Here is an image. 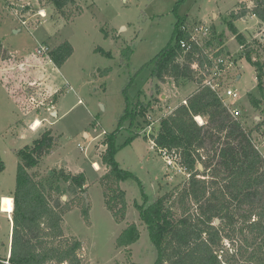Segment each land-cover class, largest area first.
Here are the masks:
<instances>
[{
  "label": "rangeland",
  "instance_id": "1",
  "mask_svg": "<svg viewBox=\"0 0 264 264\" xmlns=\"http://www.w3.org/2000/svg\"><path fill=\"white\" fill-rule=\"evenodd\" d=\"M74 1L71 9L79 7L82 12L64 20L46 2L0 0V163L4 167L0 173V262L6 261L7 242H11L17 153L50 130L54 145L29 174H35L36 180L45 175L52 177L54 171L64 172L69 178L85 175L87 183L81 188L59 181L63 192L51 200L52 205L72 206L63 216L62 230L69 240L81 242L77 254L81 264H153L157 253L136 206L144 201L148 205L154 197L181 188L189 175L170 170L150 137L158 130L161 118L195 91V84L188 80L176 84L172 79L159 83L150 78L144 66L171 44L177 19L209 26V55L229 56L233 64L220 77L222 89L232 88L238 93L240 98L234 107L241 112L239 121L264 161V128L254 130L263 116L249 103L250 95L257 99L264 93L259 94L254 68L240 56L243 50L226 21L233 22L249 45L246 49L252 50V58L258 55L261 63L264 25L250 12L253 0ZM39 12L45 18L38 16ZM236 13L240 18L233 19ZM64 41L72 46L73 53L61 67L55 66L51 55L52 63L46 57H37L39 44L53 51ZM127 48L128 60L122 62V51ZM128 80L132 103H149V110L142 118L118 125ZM262 81L264 87V77ZM53 104L56 116L49 111ZM35 118L46 122L36 132L25 127L22 136L23 128L17 125L24 121L27 126ZM113 132H117L114 161L134 177L118 184L127 202L125 219L120 223L105 207L103 191L107 189L99 183L107 172L100 165L103 140ZM171 160L177 168L176 159ZM94 163L98 164L97 170ZM86 202L87 221L81 215ZM129 224L137 226L139 240L127 248H116L117 237ZM215 225L224 231L219 223ZM242 236L250 239L251 234L245 230ZM223 242L222 260L232 253L226 249L229 241ZM250 251L243 258L237 256L236 264L245 262Z\"/></svg>",
  "mask_w": 264,
  "mask_h": 264
},
{
  "label": "trees",
  "instance_id": "2",
  "mask_svg": "<svg viewBox=\"0 0 264 264\" xmlns=\"http://www.w3.org/2000/svg\"><path fill=\"white\" fill-rule=\"evenodd\" d=\"M37 1L51 5L64 20L82 12L79 7L71 9L74 0ZM253 4L250 12L264 25V0H253ZM67 7L70 9L67 10ZM232 16L233 19L240 18L239 13ZM242 16L245 14L242 13ZM182 20L177 19L174 24L171 44L176 34L179 35L177 27ZM226 25L243 50L240 56L254 68L258 92L262 96L264 62L261 63L258 55L252 58V50L246 49L249 45L245 37L235 29L232 21H226ZM261 46L264 51V44ZM177 52L168 45L145 65L150 78L162 84L167 79L174 80L176 84L193 81L191 55H185L186 63L181 64L177 61ZM72 53V46L64 41L50 55L55 66L61 67ZM129 54L128 48L122 51L121 61H127ZM127 83L123 89L125 108L118 125L126 120L132 122L136 117L142 118L149 110V103H132L127 93L131 80ZM185 101L186 104L180 103L161 118L159 128L151 135L150 141L158 153L166 150L176 156L178 165L189 170V179L181 188L154 197L148 205L144 201L136 206L139 219L146 226L150 243L157 253L153 264H236L237 256L243 258L249 249L250 254L240 264H262L264 161L249 140L250 133H245L239 124L229 119L209 90L193 92ZM249 103L263 116L261 123L254 125V130L264 128V97L256 99L250 95ZM198 117L204 119L202 125L195 121ZM117 132L110 133L103 140L100 165L107 172L99 183L107 189L103 191L105 207L113 220L120 223L125 219L127 202L125 192L118 184L134 177L114 161ZM54 141L48 130L17 153L16 186L11 195L13 221L9 264H81L77 256L81 242L76 238L69 240L62 230L63 216L72 210V206L52 205L51 200L54 195L63 192L59 181L81 188L87 183L85 175L81 173L69 178L64 172L54 171L52 177L45 175L36 180L35 174H29L50 153ZM3 169L0 163V173ZM88 210L86 202L81 209L86 221ZM216 220L224 231L216 227ZM245 230L251 234L250 239L242 236ZM139 237L137 226L129 224L117 237L115 247L127 248L135 244ZM223 240L229 241V248L226 249L232 253L222 260Z\"/></svg>",
  "mask_w": 264,
  "mask_h": 264
},
{
  "label": "built area",
  "instance_id": "3",
  "mask_svg": "<svg viewBox=\"0 0 264 264\" xmlns=\"http://www.w3.org/2000/svg\"><path fill=\"white\" fill-rule=\"evenodd\" d=\"M38 16L45 18V15L43 16L40 12L38 13ZM22 24H25V22H22ZM177 32H179V35L176 34L174 42L169 45H171L172 48L177 49V61L181 64L186 63L184 60L185 55H191L193 62L190 64V68L193 70L192 75L194 78L191 82L195 84L194 92L209 90L224 109L225 113L229 116V119L233 123L239 124L241 130L245 131L243 124L239 121L241 112L238 108L234 107V103L240 98L238 93L232 88L222 89L223 87L220 82V77L225 69L232 67V61H230L229 56L224 57L217 54L213 57L212 55H209L207 42L209 41L208 36L210 35V27L201 23H191L182 20L177 27ZM35 53L37 54V57H46L48 58L47 60L49 63H52L50 58L51 49L48 45L39 44ZM181 103L186 104L185 99L182 100ZM49 111H52V109ZM36 120L37 119H34L33 122L35 123ZM195 120H197V118H195ZM33 122L29 125L28 129L32 132H36L41 124L46 121H39L40 125L36 129H33ZM197 123L202 125L203 120L200 118V121H197ZM159 154L166 159L167 166L170 170L177 169L180 174L190 175V172L186 167L177 165L178 163L176 164L177 168L175 167V164H173L171 159H177L176 156L170 155L166 150H160ZM9 256L10 254L7 255L5 259L6 261L3 262L4 264H9Z\"/></svg>",
  "mask_w": 264,
  "mask_h": 264
},
{
  "label": "crops",
  "instance_id": "4",
  "mask_svg": "<svg viewBox=\"0 0 264 264\" xmlns=\"http://www.w3.org/2000/svg\"><path fill=\"white\" fill-rule=\"evenodd\" d=\"M214 17H215V15H214ZM1 73H2V72H1ZM55 103H56V102H55ZM53 108H54V104L52 105V110H53ZM23 112H24V111H23ZM51 113L53 114V113H55V111H51ZM25 114L28 115L27 113H25ZM56 115H57V114H56ZM35 119H36V118H35ZM37 120H38V119H37ZM44 120L46 121V119H42V122H43ZM39 121H41V120H39ZM30 124H31V122H30L27 126H25V122L23 121V122H21L20 124L17 125V126H20V127L23 128V131H22V133H21L22 136H23V134H25V131H26V130H25V129H26L25 127H28V128H29V125H30ZM28 128H27V129H28ZM21 134H20V135H21ZM22 136H20V140L23 138ZM152 144H153V143H152ZM96 164H97V163H96ZM97 165H98V164H97ZM98 168H99V167H98ZM7 249H9V251H8V253L6 252V255H5L6 257H7V255L10 254V242H9V243L7 242ZM6 251H7V250H6ZM4 258H5V257H4Z\"/></svg>",
  "mask_w": 264,
  "mask_h": 264
},
{
  "label": "bare ground",
  "instance_id": "5",
  "mask_svg": "<svg viewBox=\"0 0 264 264\" xmlns=\"http://www.w3.org/2000/svg\"><path fill=\"white\" fill-rule=\"evenodd\" d=\"M42 15L44 16V14H43V13H42ZM197 119H199V121H200V118H199V117H198ZM39 124H40V123H39V121H38V120H36V121H35V123L33 122V124H32V125H33V129H36V128H38ZM93 166L96 168V170L98 169V166H97V164H95V163H94V164H93Z\"/></svg>",
  "mask_w": 264,
  "mask_h": 264
},
{
  "label": "water",
  "instance_id": "6",
  "mask_svg": "<svg viewBox=\"0 0 264 264\" xmlns=\"http://www.w3.org/2000/svg\"><path fill=\"white\" fill-rule=\"evenodd\" d=\"M53 115L56 116V113H53ZM199 169H201V166H199ZM218 223H219V221L216 220V221H215V224H218Z\"/></svg>",
  "mask_w": 264,
  "mask_h": 264
}]
</instances>
